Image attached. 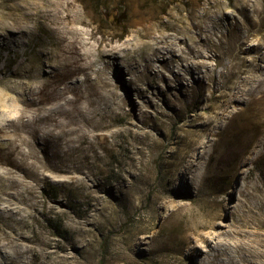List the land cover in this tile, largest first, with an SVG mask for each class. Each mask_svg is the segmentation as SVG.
Wrapping results in <instances>:
<instances>
[{"label":"rangeland","instance_id":"rangeland-1","mask_svg":"<svg viewBox=\"0 0 264 264\" xmlns=\"http://www.w3.org/2000/svg\"><path fill=\"white\" fill-rule=\"evenodd\" d=\"M80 3L95 19L98 37L119 44L137 29L133 27L121 36L111 34L130 25V17L123 14L129 3H134L137 11L163 8L160 20L171 23H178L180 15L185 19L192 10L191 0ZM228 11L243 18L231 7ZM227 29L222 28L223 34ZM25 41L21 40L23 47L18 48V54L0 51V110L12 108L16 92H26L27 83L44 78L52 69L40 58L38 48L24 45ZM246 42L249 47L261 42L264 50L261 33ZM7 56L11 62L5 68ZM246 57L247 72L236 73L217 89L210 78L206 89L201 73L192 76L182 69L180 77L169 73L163 79L162 72L153 80L140 77L133 63H121L128 83L105 91L98 104L108 125H82L97 151L96 156L90 151V159L83 164L72 159L55 167L43 137H25L23 152L37 173L30 178L20 172L23 181L17 182L16 189L24 193L32 187L37 193L39 211L36 219L26 217L25 230H40L45 242L36 246V253L27 252L15 260L19 264H53L55 260L54 264H203L215 249H230L250 236L242 219L248 205L240 192L244 184L261 183L264 160L257 152L260 137H249L248 148L238 155L232 146L244 134L240 126L251 125L236 113L249 116L257 99L264 101V66L254 68L259 63L257 53L249 52ZM212 61L210 68L218 76L223 66ZM59 63L63 64L61 58ZM88 66V71H93L103 66V61L92 56ZM155 67L167 71L160 62H155ZM16 69L19 75H14ZM111 72L117 74L108 70L109 76ZM250 74L251 81L244 80ZM119 94L128 98L124 106L119 104ZM77 107L86 109L84 102ZM13 132L12 125L1 130L0 145L6 144L7 137L19 136ZM219 153L221 161L217 160ZM246 198L254 203L253 198ZM59 222L65 237L58 236L53 228ZM58 255L70 259L62 263Z\"/></svg>","mask_w":264,"mask_h":264},{"label":"bare ground","instance_id":"bare-ground-1","mask_svg":"<svg viewBox=\"0 0 264 264\" xmlns=\"http://www.w3.org/2000/svg\"><path fill=\"white\" fill-rule=\"evenodd\" d=\"M133 4L129 3L128 10L123 11L130 17V25L111 34L121 36L133 27L137 28L136 33L119 44L105 36L98 37L96 21L83 4L81 7L80 0H0L3 8L0 11V51L6 50L8 55L14 50L18 54V48L23 47L21 40L26 39L24 45L37 47L40 58L52 67L44 78L27 83L26 92H16L12 108L0 110V131L12 125L13 135H19L7 137L6 144L0 145V264H19L16 257L36 253V246L45 242L40 230H25L26 217L36 219L39 211L37 193L32 187L24 193L16 189L17 182L23 181L20 172L30 178L37 173L26 161L25 137H43L50 163L55 167L60 168L59 163L72 159L83 164L92 154L96 156L93 142L86 138L82 125L99 128L108 125L98 104L105 91L128 83L121 63L138 66V75L145 79L156 80L162 72L163 79L169 73L180 77L182 69L192 76L201 73L206 89L210 87L206 85L207 78L215 82L214 89H217L230 82L236 73H246L249 52L258 55L259 63L254 68L263 69L261 42L250 47L245 44L250 36L258 33L264 40V0L258 3L253 0H191L192 10L185 14V19L181 15L176 17L178 23L160 20L163 8L137 11ZM230 7L243 18L235 13L230 15ZM225 26L228 29L223 34ZM92 56L102 60L103 66L88 71V59ZM59 58L63 64L59 63ZM212 60L223 66L218 76L210 68ZM6 61L5 68L11 62L9 56ZM155 62H160L167 71L158 70ZM108 70L117 74L111 72L109 76ZM13 73L19 75L20 72L16 69ZM80 73L83 77H79ZM251 76L246 75L244 80L249 81ZM261 94L264 95V88ZM257 100L251 115L236 113L239 119H247L251 125L240 124L244 134L232 147L238 155L248 148L249 137L256 134L260 137V148L256 150L264 160V101ZM80 102H84L85 110L77 107ZM127 102V96L119 94V104L124 106ZM220 153L218 161L222 160ZM262 170L261 183L244 184L240 192L244 193V202L248 205L242 219L250 236L238 239L230 249H215L203 259V264H264V163ZM246 196L253 198L254 203H249ZM58 257L62 263L70 259L66 255ZM52 262L57 263V260Z\"/></svg>","mask_w":264,"mask_h":264},{"label":"trees","instance_id":"trees-1","mask_svg":"<svg viewBox=\"0 0 264 264\" xmlns=\"http://www.w3.org/2000/svg\"><path fill=\"white\" fill-rule=\"evenodd\" d=\"M53 228L57 230V235L61 236V237H65V232L64 230V226L63 223L59 222L53 225Z\"/></svg>","mask_w":264,"mask_h":264}]
</instances>
